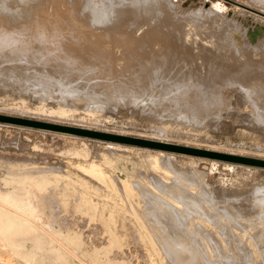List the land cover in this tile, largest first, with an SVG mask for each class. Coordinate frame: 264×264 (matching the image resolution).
Masks as SVG:
<instances>
[{
    "label": "rangeland",
    "instance_id": "obj_1",
    "mask_svg": "<svg viewBox=\"0 0 264 264\" xmlns=\"http://www.w3.org/2000/svg\"><path fill=\"white\" fill-rule=\"evenodd\" d=\"M122 1L121 0H77V4L81 3L83 5L84 3L86 4V2H89L90 4L87 3L86 5L83 6H81L80 4L81 7L79 6L78 11L82 10L83 7L84 13H80L79 15L80 12L79 11L76 12L75 14L78 15L77 18L81 17L82 15L81 18L85 19L83 14L85 15V11L88 10L87 7L90 6L89 10L87 11L89 13L86 12L87 17L92 16L93 18L96 15L98 17L99 15L104 14V12L106 11V9L102 10L104 6V8H107L108 14L110 16L107 15L106 13L107 11L105 12V15L110 21H107L108 19H106L107 22H105L102 25L99 24V26H101L102 28L108 27L112 30L114 29L113 33H115V31L118 29V28L115 29L116 27H120L119 29L122 30L125 29L124 31L118 29L117 32L119 31L118 33H120L121 37L123 38L124 36L126 37V35L128 34H129L128 35L129 38L131 37L130 35H132L133 39L131 38V40L128 41L131 42L135 40L133 41V43H137L133 46L134 51H136L137 49L142 51L141 47L144 46L143 52L146 53L145 54L146 56L144 55L146 59L144 57H141L142 55L140 56L142 60L145 59L144 61H146L143 63L148 65L147 59L154 60V56H152V53L158 51L159 53L157 52V54H159L160 57L156 53L154 54L156 55L155 57H157L156 59L159 58L158 62L160 60L161 64L163 63L162 64L163 66L159 65L160 63L158 64L156 59L154 61H156V63L160 66L161 69H158L156 67L158 65L155 63L154 65L153 64L151 65L152 68L151 66H149L147 67V70L141 69L139 74L140 76L144 75L145 77L146 76L148 77V75L152 76V74L154 73L156 76L157 73V76L161 78L159 79L160 81H158V85H160L159 83L164 80L163 76L165 77L167 73L168 74L174 73L172 69L175 71V69L177 68L184 69L186 67V69L194 70L196 67L198 71L196 69L195 71L205 73L206 72L205 69L207 68L203 66L205 64V61L207 63L209 60L211 61H209L207 64H209L210 62L216 64V66L211 64L214 66V67L212 66L213 69L211 66L207 65V67L209 68L211 67L209 71L210 74L214 73L213 70H215L216 67L218 69L222 65L225 66H222L220 69H224L227 71L232 70V68L234 67L236 69H245L247 68L248 59L250 56L252 58H255L256 57L255 55L260 51H261L260 53H264L263 50L264 49V42H263L264 16L248 14L236 10L234 5L228 0H187L188 5L182 4L183 2H185V0L183 1L180 0V2L178 0H173L175 4L173 3L172 6L168 5L166 0L165 1L161 0L163 3L161 2L159 6L157 4H149L148 2L145 1L143 5L140 3V2L143 3L142 0L141 1L127 0V2L126 0H124L123 2ZM129 1H130V5H129ZM134 1L137 2V6L136 4L134 5V3H131ZM235 1H240L264 13V0H235ZM33 2L37 3L38 1L34 0L32 1V3ZM164 2H166L167 4ZM36 3L32 4L33 7L30 8L28 7V5H25L24 3H21L18 0L15 1L9 0L7 3H5V5H7L8 7L7 9H11L10 11H17L18 13L21 9H24L28 12L23 13L24 16L19 12L21 19L25 18V22H22L20 18L19 20H14V17H10L11 14L9 12L0 13L2 26L10 27L11 25L16 28L17 25L19 24L25 26L26 20H29L30 17L32 18L33 16H35V14L39 15L42 11L41 5H39L40 7H37L38 4L37 6H35ZM92 3L93 4L95 3L94 5L99 4L100 7L93 5L94 6L93 8V6H91ZM147 3L149 5H147ZM65 4H67L68 7L69 4L72 5L71 2L69 3L68 1H66ZM140 5H142V7ZM152 5L154 6L157 5V7L154 8V6ZM166 5L167 7H165ZM112 6H113V10H111ZM145 6H148L147 7L148 10L150 11L152 10V12H149L145 8ZM216 6H218L219 14L217 12H212L214 9H215L214 11H216ZM35 7L37 8L35 9ZM96 7H99L100 11L102 10V13L99 12L98 10V14L96 13V15L94 16L93 13H95V11L99 9ZM151 7L156 12L153 9H150ZM168 7L170 9H168ZM90 8H92L93 11L95 10V8L96 10L92 13L91 12L92 9L90 10ZM114 8L117 10H115ZM166 8L169 10V13ZM206 8L207 10L211 9V11H205ZM120 9L122 12L121 11L119 12ZM193 9L195 11H193ZM198 9H200V11H197ZM32 10L33 11L39 10L40 13H38V11H35V13H33ZM140 11L142 13H139ZM112 12L113 14L111 15ZM117 12L118 14H116ZM144 12L145 15H147L146 13L149 12L148 15L151 18L147 15V17L150 19L149 20L147 18L148 21H153L154 17L155 19H157L153 21V23L154 22L156 23L157 21L158 24L157 27L155 23L153 27L152 23L150 25L149 24L150 22H148L146 19L144 20V18H146ZM153 12L156 16L153 14ZM162 12L163 14L165 13L164 16H162L163 15L161 14ZM119 13L121 15L117 16L119 15ZM157 13H159L158 18L160 21L157 18ZM27 14L28 16L30 15L29 18L28 16L25 17ZM140 14L141 16H139ZM150 14L154 16L152 17ZM105 15H103L104 18ZM212 15L215 16L210 18V16ZM16 16L18 17V15ZM126 16L129 17L127 18ZM135 16L136 18H133ZM100 17L102 18V21L101 18L100 20H97V18L95 19L98 22H103L105 19L102 17V15ZM110 17L115 19L116 22L121 23L122 26L128 25V28L127 27L121 28L122 26L121 25L118 26L119 23H116ZM115 17L116 18L125 17L126 19L124 20V18H122L124 20L123 21L121 18H119V20L121 19V21H119ZM92 18H90L89 20L85 19L86 21L85 20L83 21L89 23L90 21H93L94 18L93 19ZM129 18L131 21L129 20ZM167 18H169V20L171 19L170 20L171 23L170 21H168ZM134 19H137L136 21L139 22H135ZM161 19L163 20L162 21L163 23L161 22ZM176 20L177 23L175 22ZM126 22L132 23L131 26H129L130 24L129 23L127 24ZM135 23L137 24L135 25ZM168 23H170L171 25ZM172 23H174L173 27H177V26L178 27L173 28ZM147 24H149V26ZM165 24L170 25V27L169 26L165 27ZM146 25L150 29L147 28ZM133 26H135V28L137 29L135 28L133 29ZM150 26H152V28ZM162 26L165 27L166 29L165 28L162 29ZM179 27H181L183 31H180L181 29ZM126 28L128 30L130 28L133 31L131 30L127 31ZM148 30L150 31L147 32ZM160 30L162 31L164 30V32ZM167 30H169V32L172 30L171 31L172 34L169 33ZM177 31L180 33H178ZM189 31H191V33L194 32L193 34H196L197 36L199 35L197 37V39L199 40L193 39L190 40L191 42L190 41L187 42L189 44H192V50H194L193 54H195L196 57L194 55L193 57L188 56L189 52L185 51L186 53L185 52L182 53L186 55L184 56L182 54L183 56L181 57L186 59V61L183 58L181 59L182 60L181 61L180 60L181 58L180 55L182 50L181 46L187 44L185 38L183 39V37L184 36L186 37V34ZM121 32H123V35ZM175 32L179 36L180 35L181 36L179 37L178 35H176ZM7 33H9V31L7 32L2 31V35ZM134 33L135 35H133ZM146 33H150V34H146ZM153 33L157 34L158 37H155V34ZM163 33H165L164 34L165 38L162 37ZM120 34L117 36H120ZM145 34L146 36H144ZM142 35L144 36L143 39H142ZM172 35L174 37H172ZM182 35L184 36L182 37ZM112 37L113 36H111V38ZM145 38L149 39V41L146 40ZM168 38L169 39L174 38L173 40L174 43H172L173 41L169 40ZM180 38L182 41L180 40ZM160 39L162 40V43H160L161 42ZM137 40L138 41L140 40L139 42L141 44ZM143 40L144 42L146 41L147 44L146 47H145L146 44H143L142 42ZM178 40H180V42ZM258 40H260L262 43L259 42ZM175 41H177L176 42L177 44L175 43ZM255 41H258L256 44L259 46L258 48H253L256 43ZM163 42L167 44L163 45L164 44ZM181 42L183 45L181 44ZM169 43L173 45L172 46L168 45ZM203 43L206 46L208 45L207 50H204L203 48L204 46L202 47L201 44ZM138 44L139 46L137 47ZM15 45H19V44L15 41H13V43H10V46H15ZM27 45H32V44L28 43ZM160 45H162L163 47L162 46H161L162 48L159 47ZM174 45L175 46L177 45L176 51L174 49L175 48ZM153 46L154 48L151 49V47ZM179 46L181 49L179 48ZM209 46L211 48H209ZM172 47L174 48L172 49ZM156 48H158V50ZM177 48L179 49L180 52L177 50ZM159 49L160 50L163 49V50L160 51ZM200 49L201 51H199ZM119 50L120 49H118L116 53H119ZM164 50H168L169 52L167 53L169 54L165 53ZM173 50L175 53H177L175 54V56H177L178 53L180 54L177 56L179 57L178 60L180 61H178L177 58H175L174 54L172 55L173 52L171 53V51ZM250 50L252 51L249 54ZM147 51L151 52V54ZM161 52H163L165 55ZM207 52L209 54H207ZM252 52H254L255 55H253ZM147 53L149 54L147 55ZM213 53H214V57L212 55ZM162 54L164 55V57L167 56L165 57L166 60L163 59L164 57ZM169 55L171 56V58ZM208 55L212 56V59H210L211 57H209ZM172 57H174L176 60L173 59V61L171 62L170 59H172ZM207 57H209V59ZM64 59H68L69 61H71L73 60V57L67 56ZM92 59H96V58L89 57V60ZM9 60L10 62H12L13 59L12 60L8 58L4 59V57L0 56V62L2 61L0 63V189L3 191H12V194L15 195V198L20 201L27 200V198H31V199L36 198V201L34 202L36 208L35 213L37 214L39 211L38 214L43 215L46 213L47 215L44 216L45 218L42 217L43 219H39L41 222H43L44 225L47 226L53 225L57 230L61 229V231L64 234H69V232L72 229L70 233L77 232L81 236L83 235V237L87 239V241L90 237L91 239H89L88 242L84 240V244L79 243L73 245L78 249V254H79L78 258L77 257L74 258L73 254L61 249L59 255L57 253V248L53 244L52 245L54 247H52L51 244L50 245L41 244L40 240H47L49 242L50 238L43 234L42 235L37 234L39 232H35L36 234L35 233L33 234L34 236L33 239L32 238L27 239L26 237H17L15 238L13 244L8 243L7 237L0 236V256L2 257V258L0 257L1 260H4L6 258V261H11L10 262L11 264H15V263L16 264H24V263L25 264H172V261H170V257L168 258V255L163 250H161V248H159L160 247L159 241L158 242L156 241L157 235L154 236L155 237L154 240L153 237L154 231H152V229H150L146 225H145L146 227L143 228L139 226L140 222H143V220H147L142 212L147 211L149 209L148 207H150V205L148 204L149 200H147L148 195L145 194L143 189L145 188V189L156 190L155 185L158 184V183L156 184L157 181H160L164 184H170L169 186L172 187L176 185L173 184L174 180L177 179L180 181L181 180L180 178L184 179L185 177L186 179H184L183 182L180 181L182 184L179 181L178 184L180 186L182 185V187L184 186L185 188L189 184L188 183L189 180H191L192 178L194 180L196 179V181H194L191 187L186 188L187 191H189L188 193L191 196H193L196 201H198V199L200 201H203L202 199H206L207 196L205 193L208 194L207 200L209 201V205L208 202H206L207 200L206 201L204 200L205 202L202 203L203 206H205V210H207L206 208L210 209L206 211V213H209L208 215L212 214L211 217L214 215V218L212 217L213 219H215V217L218 219L219 216L220 220L219 219L218 220L220 221V223L226 224V222H228L231 219L230 217H232V219H235V217L238 214L236 220L237 221L239 220L241 222L240 224H243L238 226L239 229H236V227L233 228V231H230V233L232 234L227 236L228 238L225 236L227 238V241L225 242L224 240H226V238L221 237L220 236L221 234L219 235V233L215 231V228L221 226V224H216L218 222L210 223L198 217H197L198 219L195 218L196 222H201L202 225L199 224L196 227L194 226L192 227L190 225L191 232L192 231L194 233L196 232L195 234L192 232L193 235L192 238L197 239V237H199L198 239H201L202 241L204 240L205 242H209L208 244H210L207 246L204 244L205 242L203 243L202 241H200L201 244L198 242L200 246L204 244L202 249H200V252L202 254L205 252L204 253L205 255L203 254L204 256L203 259L207 262L205 263L208 264L209 262V264L210 263L219 264L221 259L218 257H220L219 252L220 249L222 248L221 252L223 250L224 251L221 253L222 254L221 257H223V254L226 252L224 254L225 259L227 258L228 262L230 258L232 259L230 260L231 262H229L230 264H239V262L240 264H261V263L264 264L262 262L264 257H261V253H260L264 251V248L259 247L257 245L259 244L258 242L259 235L255 234L256 230L253 229L254 225L256 224L264 227V224L262 225L260 223L261 221L264 220L263 216L262 217L260 216V219H258L259 218L258 215L263 213V211H261V208H258L264 205V202L261 199L263 195L261 193L259 194L260 196L256 195L258 194L256 190L264 189V115H263L264 113L262 114L263 116L262 115L260 116L257 113H255L254 109L249 105L250 103H247L245 101V97H243L242 89L238 88L236 85L233 84L229 85V87L227 85L225 92L223 91L224 93L222 94V100L225 101L224 106H219V107L217 106V108L215 106H211V107L209 106L211 108L209 109V107L199 106L197 102L196 104L195 102L193 103L192 100H187L185 102L184 100L181 101L180 99L175 100L172 98L173 99L172 100L169 98H164L163 94L161 95L160 91L157 92L153 90L154 88H150L151 85L145 88L144 84H137L136 86L137 88L136 87L133 88V86L129 85L128 83L132 84L134 79L128 78L126 82L123 83L122 81L121 82L117 81L119 79L117 78L118 74H110L109 77L106 76L104 78L101 77L98 80L101 81L102 82L101 83V82L93 81L92 77H89V75L86 74L84 75L80 74L74 76L72 75L70 76L71 78L68 76L65 77V75H62L63 74L62 72L60 71L55 72L54 69L57 68L64 69L63 67H60L61 65H58L60 68L56 67L57 62H54L55 64L53 63V61L52 63L41 62L40 59H39L40 61H38V58H36L37 61L34 59H32L31 61L30 58L29 59L30 61L27 62L25 65L24 63L18 64L17 61L14 60H13L14 63L13 62L10 63ZM110 60L114 62V59L110 58ZM3 61L8 62V64L3 63ZM35 61L36 63L37 62L42 63L41 65L43 66L41 65L38 66L40 63L36 64ZM44 61H51V60L45 59ZM175 61H178L179 63L182 62V65L177 64V62ZM224 62L226 64L229 63V66L231 65L232 68L230 69V67L224 64ZM45 63L48 65L46 66ZM171 63L173 64L176 63L175 64L176 66L177 65L180 66L176 67L173 64L171 65ZM52 64H54L53 65L54 67H52ZM198 64L200 66V69H198ZM3 65L9 68L8 69L4 68ZM28 65L30 66V68ZM24 66L25 67L28 66L27 67L28 71L23 70L26 69ZM161 66L165 69H163ZM18 67L19 69H17ZM96 67L98 69H112L108 65L96 66ZM153 67H155L156 70L157 69L160 71L162 69L163 70L161 72L158 70L156 71ZM202 67L204 68V70L202 69ZM34 68L39 72V74L38 72L35 71ZM149 68L151 69V71H149ZM152 70L155 72H153ZM146 71H148L149 73L147 74ZM164 71L166 74L164 73ZM158 72H160L159 73L160 75H158ZM45 74H49V75H45ZM212 75H214L215 77L214 79L212 78L214 80L212 82L213 85H215V83L217 82L216 84L217 86H219V84L221 83L220 81H222L220 75H218L219 76L218 78H220V80L218 79L220 82L219 84L216 79L217 76H215V73ZM212 75L211 77H213ZM111 79L113 80L111 81ZM91 81H93L92 83L95 82L97 84L96 85L92 84ZM113 81L114 82L116 81L118 84L119 83L120 84L118 85L116 82L114 83ZM111 82L112 84L114 83L113 86L115 87H113L110 84ZM101 84L103 85L101 86ZM106 85L109 86V89L108 86ZM120 88L123 90H121ZM127 89L129 90V92L128 91L125 92ZM155 89L158 90L156 87ZM148 94L154 97L151 96L152 97L151 98L150 95ZM189 101H192V103ZM243 102L245 104H243ZM199 107L202 108L199 109ZM148 154L149 155L154 154L155 156L158 155L159 159H161L162 162H164L165 164H170V167H172V170L176 171V173L168 172V174H170L168 175L166 174L167 172L165 173L164 170L162 169L157 170L152 168L150 165H147L144 161H146L147 156H149ZM93 161L101 165V167L111 177L115 191H111V190L108 191V186H106V184L97 181L92 177L83 175V173L77 170L76 167L74 166V164L77 163L88 164L89 162L91 163ZM56 174L59 175L58 179L53 178L55 177ZM73 174H75V177ZM68 175L73 176L76 179L84 178L85 180L90 181V183L93 186L98 187L99 195L97 197L99 199H105L109 208L110 205L116 204L114 207V211L117 218H119L117 219L118 223L120 224V222L122 221L121 223L125 225L127 224L126 226L124 225V228L128 230V232L132 231L129 232V234L134 235V233H136L137 235L140 234L146 238H148L147 234H149L150 241L152 243L157 242V244L153 243L156 251L158 252L157 256H154L155 257L154 262H148L149 260L147 254L149 252L148 247L150 246V244L144 243L141 240H137L138 242H133L131 245H129L130 249L128 245L119 248L118 258L117 255H114L113 253H111L110 255L111 257L106 255L107 238H105L106 237L105 235L107 233H103V229L100 226V220L98 219L97 222L96 220H90L89 215L87 216V214H83L81 211L76 212L72 210L71 205L69 206V210H68V208L62 205L61 200L63 198L57 194H52V193L45 194V196L47 195L49 196V197L47 196V201L48 200L50 201L47 203L48 207L45 208V203L41 200L42 193L40 194L38 191H36L38 189H36L35 186H33L32 182L36 180V177L37 179H39V177L40 178L42 177L43 179L45 178L46 180L50 178L52 184H58L60 181L67 179ZM156 179L159 180L156 181ZM5 181L8 182L10 181V182L9 184H3ZM149 182H151L152 184ZM124 185L129 187V191L124 190ZM27 190L28 193L24 192ZM13 191H15V193L17 191L16 193L17 195L13 193ZM110 191L112 193H109ZM137 191L142 194L138 193ZM203 192H205L204 195L202 194ZM202 195L203 196L206 195V196L203 198ZM145 196H147V198ZM209 196H211L212 198H210ZM208 198L212 199L213 201H210V199ZM258 198L261 199L260 202H258L259 201ZM210 202L211 204L213 202L212 206H210L211 205ZM257 203L259 204L262 203V204H260L259 206V204L257 205ZM254 204L257 206H255ZM175 205L179 208L182 209L184 208L183 205H180L178 203ZM43 208L45 209L43 210ZM132 208L135 209L133 210ZM39 209H41V211ZM135 210L137 214L139 213L138 214L139 216L141 214L140 218H144V219L142 220L138 219L139 221L134 220L132 212L135 213ZM184 211H185L184 212L185 215H187V210ZM224 212L225 213L227 212L226 213L227 216L225 215ZM188 214H193V213H191L188 210ZM222 214H224V216ZM233 214L236 215L234 216ZM221 215L223 216V219ZM78 217L81 219H79ZM224 217L226 219H224ZM170 218L172 217H168L167 218L168 220L166 218H161V220L162 221L165 220V222H169L170 220L171 221L173 220V218L172 219ZM245 224H247V226H244ZM65 225L68 227H66ZM69 227L71 228L69 229ZM124 228L122 229L120 228V229L123 231ZM178 230H180V234H178L179 233L177 232ZM178 230L175 229V231L172 232H177L176 233L177 235L183 234L187 237H191V234L188 235V233L191 232L189 231L186 232V230L184 229H178ZM83 231L85 233H83ZM172 232L171 234H173ZM202 233L203 236L206 235L207 237L204 238L202 236ZM209 234H211V236ZM94 235L95 236L97 235L98 239H100L98 243H96L97 241L95 242L97 236L94 237ZM254 235H257L256 236L257 238ZM99 236H104V237H99ZM212 237L213 240H215V242L212 241ZM126 239L132 240V237L129 236ZM216 244L217 245L219 244V246H216ZM255 244L257 246H255ZM94 245H96V247ZM243 245H244V249L242 248ZM38 246L40 247L38 248ZM95 249L100 253L99 254V256H101L100 258H97L95 256L96 254L94 253L96 251ZM243 250L244 252L246 251L245 254L249 251V254H247L248 257L245 255H240L241 254L240 252L243 253ZM81 251L83 252L85 251V252L83 253ZM227 253H228V257H227ZM202 254H200L199 256H201ZM262 254L264 255V252H262ZM215 255L216 256L219 255V256H217L216 258ZM233 255L235 256V258ZM240 258H242V260L244 261H242Z\"/></svg>",
    "mask_w": 264,
    "mask_h": 264
},
{
    "label": "bare ground",
    "instance_id": "obj_2",
    "mask_svg": "<svg viewBox=\"0 0 264 264\" xmlns=\"http://www.w3.org/2000/svg\"><path fill=\"white\" fill-rule=\"evenodd\" d=\"M9 0H0V13H5V12H9L11 14L10 17H14V20H20L22 22H25V18H22L21 19V16L19 15L20 13L23 15V13H27L28 11L24 10V9H21L18 13L17 11H10L11 9H7V5H5V3H7ZM15 1V0H14ZM20 1L21 3H24L25 5H28V7H33L32 4H35L34 2L32 3V1L34 0H18ZM36 1V0H35ZM38 2L36 3L35 6H38L37 7H40L39 5H41L42 7V11L40 13V9L39 10H32L33 13H35V11H38V13H40L39 15H36L33 16L32 18L30 17L29 20H26V24L25 26H22L21 24L17 25V28L16 27H13L10 25V27H6V26H2V21L0 19V56L4 57L5 58H8V59H13L14 61H17V63H24L26 65L27 62H29L30 58H31V61L32 59L36 60V58H38V61L41 60V62H51L53 61L54 62H57V66L56 67H59L58 65H61L60 67H63L64 69H54L55 72L56 71H60L62 72L63 74L62 75H65L70 77V76H74V75H80V74H86V75H89V77H92V80L93 81H97V82H101V81H98L101 77H106L110 74H118L117 78H119L117 81H122L123 83L126 82V80L128 78L130 79H134V81L132 82V84L128 83L129 85L136 87L137 84H144L145 85V88L146 87H149V85H151L150 88H154L153 90L157 91V92H161V95L163 94L164 98H169V99H175V100H178L180 99L181 101H187V100H192L193 103L196 102L199 104V106H202V107H211V106H215L217 108V106H224V103L225 101L222 100V94L225 92V89L228 85H236L238 88L242 89V93H243V97H245V101L247 103H250L249 105L254 109L255 113H257L258 115H262L264 113V53H257L255 55L254 52L253 55H255L256 57L255 58H251L249 57L248 59V64H247V68L245 69H235L231 67V65L229 66V63L226 64L224 62V64L228 65L230 67V69L232 68V70H224V69H220L222 66H225V65H222L220 66L218 69L216 67L215 70H213V72L215 73V76L217 81H218V84L219 86H217V82L215 83V85H213V79L215 78L214 73L210 74V68L216 64H213V63H209L207 64L209 61V57H211L210 59H212V56L208 55L209 57H207V63L205 61V64L203 67L207 68L205 69V73H201V72H197V68L195 67V69L197 71L192 70V69H186V67L184 69H175V71L172 69V71L174 72L173 74H166L165 71L164 73L166 74L165 77L163 76L164 80L161 81L158 85V81H160L159 79H161L160 77L157 76V73H156V76H155V73L152 74V76L148 75V77L146 76H140V71L141 69H146L147 70V67L151 66L152 64L154 65L156 63V61H154L157 57H155L156 55L154 53L157 54L158 51H156V49L158 50V48L155 49L156 52L152 53V56H154V60L152 59H147L148 61V65L143 63V62H146L144 61L146 59V53L143 52V47L142 48V51H140L139 49H137L136 51H134V48L133 46L137 43H133V41H128V40H131L132 38V35H130L131 37L129 38V34L126 35V37L124 36L121 37V34L117 32V30L120 28V27H116L115 29H117L115 31V33H113L114 29H110V28H102L101 26H99V24H104L105 22L107 21H110L106 15H105V12L107 11V8H102V10L106 9V11L104 12V14H101L102 17L103 15H105V20L103 22H98L97 20H100V16L99 15L97 17L96 13L98 14V10L99 12L102 13V10L100 11V6L99 4L98 5H94L92 3L91 6H99V7H96V8H99L95 11V13H93V9L90 8V10L92 9V13L94 14L95 17L92 18V16L90 17H87V12L89 10V7L87 6H84V7H87L88 10L85 11V15L83 14V16L85 17V19H90L92 18L93 21H88L89 23H86L85 19L84 18H81V17H78V15H76L75 13L76 12H79V15L80 13H84V10H83V7H82V10H79L78 11V8L80 6V4H77V0H37ZM66 1H68L69 3L71 2V4L73 5H70L69 4V7L66 3ZM122 1V0H121ZM124 1V0H123ZM122 1V2H123ZM138 1V0H137ZM141 1V0H139ZM142 2H140L141 4L144 5V1L145 2H148L149 4H157L159 6V4L163 1L161 0H142ZM165 1V0H164ZM168 5H171L174 3L173 0H166ZM180 2V0H178ZM183 1V0H182ZM230 1L236 10H239V11H242L244 13H248V14H253V15H262L264 16V13L247 5V4H244L240 1H235V0H228ZM81 2V1H80ZM84 2V1H83ZM82 2V3H83ZM90 2V1H89ZM89 2H86V4H90ZM93 2V1H92ZM111 2V1H110ZM117 2V1H116ZM127 2V0H126ZM131 3H134V5L136 4L137 6V2L134 1V2H131ZM147 3V5H149ZM163 3V2H162ZM166 3V2H164ZM166 3V4H167ZM85 3L83 5H86ZM115 4V3H114ZM122 4V3H121ZM126 4V3H125ZM175 4V3H174ZM183 5H188V1L185 0V2L182 3ZM193 4V3H192ZM81 4V6H83ZM129 5H130V1H129ZM132 5V4H131ZM133 5V6H134ZM157 5H152L154 6V8L157 7ZM162 5V4H161ZM80 6V7H81ZM93 6V8H94ZM114 6V5H113ZM113 6H112V9L113 10ZM120 6V5H119ZM142 7V5H140ZM151 6V5H150ZM190 6H193V5H190ZM35 7V9L37 8ZM115 7V6H114ZM132 7V6H131ZM148 6H145V8L148 10L147 8ZM167 7V5L165 6ZM164 7V8H165ZM206 7V6H205ZM204 7V8H205ZM214 7V6H213ZM118 8V7H116ZM129 8V7H128ZM161 8V7H160ZM162 8V9H164ZM86 9V8H85ZM115 9V8H114ZM124 9V8H123ZM150 9H153L152 7ZM159 9V7H158ZM167 9V8H166ZM168 9H170L168 7ZM167 9V10H168ZM196 9V8H194ZM193 9V11H195ZM70 10V11H69ZM77 10V11H76ZM117 10V9H115ZM126 10V9H125ZM133 10V8H132ZM131 10V11H132ZM144 10V9H143ZM154 10V9H153ZM215 10V9H214ZM212 11V12H217L219 14V10H218V6H216V11ZM83 11V12H82ZM121 11V9L119 10V12ZM136 11V10H134ZM139 11V10H138ZM137 11V12H138ZM149 12H152V10H148ZM155 11V10H154ZM161 11V10H160ZM159 11V12H160ZM165 11V10H164ZM188 11V10H187ZM197 11H200V9H198ZM205 11H211L210 10H206ZM72 12V13H71ZM87 12V13H86ZM90 12V13H91ZM114 12V11H113ZM113 12L111 13V15L113 14ZM122 12V11H121ZM130 12V11H129ZM146 12V11H145ZM145 12H144V15H145ZM149 12H147L146 14L148 15ZM156 12V11H155ZM37 13V12H36ZM107 15L108 14V11L106 12ZM110 13V12H109ZM127 13V11H126ZM136 13V12H135ZM139 13H142L141 11ZM168 13H169V10H168ZM171 13V12H170ZM197 13V12H196ZM206 13V12H205ZM30 14V13H29ZM75 14V15H74ZM92 14V15H93ZM118 14V12L116 13ZM138 14V13H137ZM152 14V13H151ZM150 14V15H151ZM154 14V12H153ZM158 14L157 13V18H158ZM163 14V12L161 13ZM165 14V13H164ZM164 14L162 16H164ZM167 14V13H166ZM194 14V13H193ZM212 14V13H211ZM210 14V15H211ZM18 15V17L16 16ZM115 15V14H114ZM121 14L119 13V15L117 16H120ZM143 15V16H144ZM147 15L146 18H144V20L146 19L147 20ZM155 15V14H154ZM153 15V16H154ZM208 15V14H207ZM216 15V14H215ZM215 15H212L210 16L213 17ZM16 16V17H15ZM20 16V17H19ZM24 16V15H23ZM28 14L25 16L27 17ZM30 16V15H29ZM28 16V18H29ZM110 16V15H109ZM116 16V15H115ZM124 16V15H123ZM141 16V14L139 15ZM149 16V15H148ZM152 16V15H151ZM152 16V17H153ZM156 16V15H155ZM217 16V15H216ZM87 17V18H86ZM127 17V16H126ZM129 17V16H128ZM127 17V18H128ZM138 17V15H137ZM150 17V16H149ZM175 17V16H174ZM27 18V19H28ZM80 18H81V22L80 21ZM97 18V20L95 19ZM99 18V19H98ZM111 18V17H110ZM116 18V17H115ZM121 18V17H119ZM119 18H116L119 20ZM124 18V20L126 19L125 17H122ZM121 18V19H122ZM133 18H136L133 17ZM151 18V17H150ZM172 18V17H171ZM208 18V17H207ZM209 18V19H210ZM91 19V20H92ZM106 19H108L106 21ZM113 19V18H111ZM121 19L119 21H121ZM132 19V18H131ZM140 19V17H139ZM142 19V18H141ZM149 19V18H148ZM165 19V17H164ZM168 21L169 18H167ZM176 19V18H175ZM178 19V18H177ZM180 19V18H179ZM115 21V19H113ZM123 20V19H122ZM123 20V21H124ZM130 20V18H129ZM137 19H134L135 22H139V21H136ZM143 20V21H144ZM150 20V19H149ZM152 20V19H151ZM154 20H157L155 19L154 17ZM153 20V21H154ZM159 20V18H158ZM183 20V19H182ZM221 20V18H220ZM101 21H102V18H101ZM112 21V20H111ZM122 21V22H123ZM127 21V20H126ZM131 21V20H130ZM141 21V20H140ZM148 21V20H147ZM153 21H148L150 22L149 24L151 25V23L153 24V27H154V23ZM160 21V20H159ZM158 21V23H159ZM163 20L161 19V22ZM185 21V20H184ZM94 24H93V23ZM116 22V21H115ZM114 22V23H115ZM142 22V21H141ZM145 22V21H144ZM147 22V23H148ZM160 22V23H161ZM172 22H173V19H172ZM177 23V20L175 21ZM179 22V21H178ZM181 22V21H180ZM191 22V21H190ZM116 23H119V22H116ZM124 23V22H123ZM127 23V22H126ZM131 26V24L133 23H130L128 22ZM127 23V24H128ZM146 23V22H145ZM163 23V22H162ZM165 23V22H164ZM167 23V22H166ZM171 23V21H170ZM168 23V24H170ZM185 23V22H184ZM187 23V22H186ZM226 23V22H225ZM107 24V23H106ZM113 24V23H111ZM137 23H135L136 25ZM149 24H147L149 26ZM156 27H157V21H156ZM116 25V24H114ZM121 23L118 24V26H120ZM134 25V24H133ZM146 25V27H147ZM162 25V24H160ZM171 25V24H170ZM170 25H167L165 24V27L169 26ZM174 23H172V27H173ZM177 25V24H176ZM175 25V26H176ZM179 25V24H178ZM187 25V24H186ZM107 26V25H105ZM122 26V25H121ZM183 26V24H182ZM225 26V24H224ZM22 27V28H21ZM123 27H127L128 28V25L127 26H122L121 28ZM138 27V25H137ZM143 27V26H142ZM152 28V26H150ZM155 27V28H156ZM161 27V26H160ZM162 26V29L165 28ZM178 27V26H177ZM177 27H173V28H177ZM187 27V26H186ZM190 27V26H189ZM101 28V29H100ZM126 28L127 31L131 30L129 28V30ZM132 28V27H131ZM135 28V26H133V29ZM149 28V27H147ZM153 28V29H155ZM171 28V29H173ZM181 29V27H179ZM225 28V27H223ZM229 28V27H227ZM137 29V28H135ZM139 29V28H138ZM150 29V28H149ZM152 29V30H153ZM158 29H161V28H158ZM166 29V28H165ZM169 29V28H168ZM119 30H122V29H119ZM125 30V29H124ZM122 30V31H124ZM170 30V29H169ZM169 30H167L169 32ZM190 30V29H189ZM2 31H9V33L7 34H3L2 35ZM133 31V30H131ZM130 31V32H131ZM145 31V30H144ZM150 30H148L147 32H149ZM157 31V30H156ZM162 31V30H160ZM159 31V32H160ZM172 31V30H171ZM171 31L169 33H171ZM176 31V30H175ZM179 31V29H178ZM177 31V32H178ZM180 31H183L182 29ZM188 31V30H186ZM185 31V32H186ZM193 31V30H191ZM191 31H189L187 34H186V37L184 35H182L183 39L185 38V41L186 43L189 42L190 40H193V39H197V36L196 34H193L191 33ZM225 31V30H224ZM227 31V30H226ZM259 31V30H257ZM126 32V31H125ZM146 32V31H145ZM164 32V30L162 31ZM113 33V34H112ZM122 35H123V32H121ZM151 33V32H150ZM150 33H146V34H150ZM156 33V32H155ZM153 33V34H155ZM158 33V32H157ZM161 33V32H160ZM166 33V32H165ZM162 35V37H164V34ZM176 33V32H175ZM174 33V34H175ZM180 33V32H178ZM120 36H117L119 35ZM146 34L144 36H146ZM172 34V33H171ZM173 34V35H174ZM125 35V34H124ZM135 35V33L133 34ZM172 35V37H174ZM176 35H178L176 33ZM111 36H113L111 38ZM142 35V39L144 37ZM154 36V35H153ZM167 36V35H166ZM170 36V35H169ZM168 36V37H169ZM179 36V35H178ZM181 36V35H180ZM179 36V37H180ZM155 37H158L157 34H155ZM171 37V38H172ZM181 37V38H182ZM134 38H137V37H134ZM139 38V37H138ZM149 38V37H147ZM161 38V37H160ZM165 38V37H164ZM177 38V37H176ZM180 38V40H181ZM133 39V38H132ZM146 39V38H145ZM162 39V38H161ZM160 39V40H161ZM169 39V38H168ZM17 42L19 45H15V46H10V43H13V41ZM149 41V39H146ZM154 40V39H153ZM152 40V41H153ZM157 40V39H156ZM155 40V41H156ZM163 40V39H162ZM162 40L160 43H162ZM166 40V39H165ZM164 40V42H165ZM169 40H174L173 39H169ZM176 40V39H175ZM180 40H178L180 42ZM199 40V39H197ZM138 41V40H137ZM140 41V40H139ZM138 41V42H139ZM151 41V40H150ZM170 41V42H172ZM182 41V40H181ZM184 41V42H185ZM206 41V40H205ZM259 42H261L260 40H258ZM258 41H255V46L253 48H258L259 46L256 45ZM143 44H146V41L144 42V40L142 41ZM158 42V41H157ZM156 42V44H157ZM163 42V43H164ZM169 42V41H167ZM177 41H175L176 43ZM178 42V43H179ZM183 42V43H184ZM191 42V41H190ZM194 42V41H192ZM264 42V41H263ZM28 43L32 44V45H27ZM140 43V42H139ZM153 43V42H152ZM155 43V42H154ZM159 43V42H158ZM174 43V41L172 42ZM262 43V42H261ZM141 44V43H140ZM167 43H164L163 45H165ZM177 44V43H176ZM182 44V42H181ZM185 44V43H184ZM208 44V43H207ZM153 45V44H151ZM159 45V44H158ZM168 45H171L170 43ZM173 45V44H172ZM171 45V46H172ZM183 45V44H182ZM202 47L204 48V50H207V46L203 43L201 44ZM260 45V43H259ZM139 46V44L137 45V47ZM141 46V45H140ZM147 46V44L145 45V47ZM150 46V44H149ZM162 45H160L159 47H161ZM170 46V47H171ZM175 46V45H174ZM177 46V45H176ZM176 46L175 48L172 47V49L174 48L175 51H176ZM157 47V46H155ZM163 47V46H162ZM161 47V48H162ZM167 47V45H166ZM182 47V50H181V55L178 53V55L183 56L184 54L182 52H189L188 56H192L193 55L195 56V54H193L194 50H192V44H189L187 43L186 45L184 46H181ZM140 48V47H139ZM153 47H151V49H153ZM160 48V49H161ZM180 48V46H179ZM209 48H211L209 46ZM261 48V47H260ZM259 48V49H260ZM119 50V53H116L117 50ZM146 49V48H145ZM159 49V50H160ZM165 49V48H164ZM170 49V48H169ZM168 49V50H169ZM171 49V50H172ZM181 49V48H180ZM202 49V48H201ZM201 49L199 51H201ZM139 50V52H138ZM163 50V49H162ZM160 50V51H162ZM168 50H164L165 53L169 52ZM177 50L179 51V49L177 48ZM197 50V49H196ZM203 50V49H202ZM264 50V49H263ZM152 51V50H151ZM210 51V49H209ZM212 51V50H211ZM252 50H250L249 54L251 53ZM146 52V50H145ZM149 52V51H147ZM153 52V51H152ZM173 52V53H172ZM180 52V51H179ZM185 52V53H186ZM238 52V51H237ZM256 52V51H255ZM151 54V52H149ZM147 53V55L149 54ZM159 53V52H158ZM163 53V52H161ZM172 55L174 54H177L173 51H171ZM170 53V55H171ZM124 54V55H123ZM164 54V53H163ZM162 54V55H163ZM169 54V53H167ZM183 54V55H182ZM206 54V52H205ZM207 54H209L207 52ZM123 55V56H122ZM142 55V56H141ZM145 55V56H144ZM159 57L160 55L157 54ZM161 55V56H162ZM165 55V54H164ZM163 55V57H164ZM169 55V56H170ZM177 55V56H178ZM186 55V54H185ZM184 55V56H185ZM204 55V54H203ZM213 57H214V53L212 54ZM67 56H71L73 57V60L69 61L68 59H64L65 57ZM144 57L145 59L142 60L141 57ZM151 56V57H152ZM175 56V58H177V60L179 59V57ZM198 56V55H197ZM30 57V58H28ZM89 57H95L96 59H92V60H89ZM149 57V56H148ZM167 57V56H165ZM163 58L164 60H166V58ZM196 57V56H195ZM217 57V56H216ZM215 57V58H216ZM254 57V56H253ZM110 58L114 59V62L110 60ZM169 58V57H168ZM171 58V56H170ZM174 57H172V59H170V61L172 62L173 59H175ZM183 57L180 58V60L182 59ZM206 58V57H205ZM213 58V59H215ZM2 59V58H1ZM25 59V60H23ZM40 59V60H39ZM45 59H49L51 61H44ZM87 59V60H85ZM159 59V58H158ZM158 59L157 60V63L159 65H162L160 60L158 62ZM184 59V58H183ZM219 59V58H218ZM12 60V62L14 63V61ZM33 60V61H34ZM169 60V59H168ZM167 60V61H168ZM176 60V59H175ZM178 60V61H180ZM186 61V59H184ZM183 60V61H184ZM200 60V58H199ZM220 60V59H219ZM26 61V62H24ZM37 61V60H36ZM35 61V63H36ZM163 61V60H161ZM166 61V63H167ZM169 61V62H170ZM178 61H175L177 62V64H181L182 65V62H178ZM182 61V60H181ZM184 61V62H185ZM2 62V61H1ZM0 62V63H1ZM10 62V60H9ZM10 62V63H12ZM168 62V63H169ZM223 62V61H222ZM3 63H7L8 62H4ZM16 63V64H17ZM34 63V62H32ZM40 63V62H39ZM38 62L36 64H39ZM50 63V64H51ZM156 63V64H157ZM174 63V62H173ZM171 63V65L173 64ZM217 63V61H216ZM220 63V62H219ZM42 63H40L38 66H40ZM46 64V63H45ZM44 64V65H45ZM55 64V63H54ZM52 64V67H54ZM157 64V65H158ZM176 64V63H175ZM175 64H173L174 66H176ZM203 64V63H202ZM213 64V65H211ZM223 64V63H222ZM231 64V63H230ZM233 64V63H232ZM10 65V64H9ZM9 65H6V66H9ZM23 65V64H21ZM31 65V64H29ZM28 65V66H29ZM33 65V64H32ZM35 65V64H34ZM48 64H46L47 66ZM108 65L110 68L112 69H98L96 66H106ZM156 66L158 69H161L160 66ZM170 65V64H169ZM184 65V64H183ZM197 65V64H195ZM194 65V66H195ZM201 65V64H200ZM207 65L211 66L210 68L207 67ZM219 65V64H218ZM4 68H7L5 67V65H3ZM17 66H20V65H17ZM28 66H24L26 69H23V70H27V67ZM43 66V65H41ZM163 66V65H162ZM161 66V67H162ZM166 66V65H165ZM180 65H177L176 67H179ZM14 67V66H13ZM23 67V68H24ZM32 67V66H31ZM34 67V66H33ZM37 67V66H36ZM35 67V68H36ZM45 67V66H44ZM49 67V66H48ZM55 67V68H56ZM59 67V68H60ZM173 67V66H171ZM183 67V66H182ZM202 67V69L204 70V68ZM214 67V66H213ZM212 67V69H213ZM9 68V67H8ZM7 68V69H8ZM11 68V67H10ZM30 68V66H29ZM34 68V69H35ZM46 68V67H45ZM119 68H122V69H119ZM152 68V66H151ZM155 70L156 68L153 67ZM163 68V67H162ZM209 68V70H208ZM224 68V67H223ZM19 69V67L17 68ZM22 69V68H20ZM47 69V68H46ZM157 69V70H158ZM165 69V68H163ZM162 69V70H163ZM198 69H200V66L198 64ZM201 69V71H202ZM226 69V68H225ZM228 69V68H227ZM30 70V69H29ZM39 70V69H38ZM43 70V69H42ZM41 70V71H42ZM52 70V69H51ZM156 70V71H157ZM161 70V71H162ZM167 70V69H166ZM208 70V71H207ZM33 71V70H32ZM36 72H38L36 69H35ZM40 71V72H41ZM139 71V73H138ZM149 71H151V69L149 68ZM153 71V70H152ZM160 71V70H158ZM160 71V72H161ZM168 71V70H167ZM171 71V70H170ZM24 72V71H23ZM44 72V71H43ZM147 74L149 73L148 71H146ZM155 72V71H153ZM158 72V75H160ZM180 72V74H179ZM212 72V70H211ZM50 73V72H49ZM59 73V72H58ZM170 73V72H169ZM200 73V74H198ZM37 74V73H36ZM39 74V72H38ZM144 74V73H142ZM146 74V75H147ZM151 74V73H150ZM210 74V75H209ZM217 74V75H216ZM45 75H49V74H45ZM91 75V76H90ZM211 75L213 77H211ZM220 75V78L222 81L219 82L220 78H218ZM162 76V75H161ZM84 77V76H83ZM88 77V79H89ZM210 77V79H209ZM71 78V77H70ZM76 78V77H75ZM86 78V77H85ZM94 78V79H93ZM111 78V77H110ZM114 78V77H113ZM146 78V79H145ZM213 78V79H212ZM48 79V78H47ZM84 79V78H83ZM87 79V78H86ZM108 79V78H106ZM219 79V80H218ZM91 80V79H90ZM89 80V81H90ZM113 79H111L112 81ZM115 80V79H114ZM91 81V83L93 82ZM216 81V80H215ZM92 83V84H97V83ZM105 82V81H104ZM114 82V81H113ZM116 82V81H115ZM114 82V83H115ZM102 83V82H101ZM113 83V84H114ZM117 83V82H116ZM193 83V84H192ZM104 84V83H103ZM101 84V86L103 85ZM106 84V83H105ZM108 84V83H107ZM112 86V82L110 83ZM109 84V85H110ZM118 84V83H117ZM120 84V83H119ZM118 84V85H119ZM100 85V84H99ZM116 85V84H115ZM127 85V84H126ZM108 86V85H106ZM117 86V85H116ZM115 87V86H113ZM121 87V86H120ZM155 87L158 89L156 90ZM137 88V87H136ZM108 89H109V86H108ZM119 89V88H118ZM121 89V88H120ZM106 90V89H104ZM113 90V89H112ZM123 90V89H121ZM125 90V89H124ZM146 90V89H145ZM149 90V89H148ZM239 90V89H238ZM120 91V90H119ZM129 92V90L127 89L125 92ZM141 91V89H140ZM224 91V92H223ZM240 91V90H239ZM131 92V91H130ZM118 93H121V92H118ZM135 93V92H134ZM150 93V92H148ZM152 93V92H151ZM228 93V92H227ZM127 94V93H126ZM132 94V93H131ZM137 94V93H136ZM160 94V93H158ZM146 95V94H145ZM150 95V94H148ZM147 95V96H148ZM153 95H154V92H153ZM157 95V93H156ZM135 96V95H134ZM152 95H150L151 97ZM239 96V95H238ZM154 97V96H152ZM151 97V98H152ZM160 97V96H159ZM240 97V96H239ZM172 99V100H173ZM243 99V98H242ZM247 99V100H246ZM240 100V99H239ZM192 101H189L192 103ZM224 101V102H223ZM183 102V103H185ZM188 103V102H187ZM243 104H245L243 102ZM248 106V105H247ZM201 107V108H202ZM209 107V109H211ZM250 107V108H251ZM199 107V109H201ZM213 108V107H212ZM204 109V108H203ZM208 109V108H207ZM204 111V110H203ZM257 111V112H256ZM259 112V113H258ZM262 112V113H261ZM182 113V112H181ZM264 115V114H263ZM262 115V116H263ZM149 155V154H148ZM146 158V157H145ZM77 162V161H76ZM85 162V161H84ZM107 162V161H106ZM147 165H150L152 168L154 169H162L164 170V172L166 174L171 173V172H175L174 170H172V167H170V164H165L164 162H162L161 159H159L158 155L155 156L154 154L153 155H149L147 156L146 158V161H144ZM82 163V162H81ZM74 166L76 167L77 170L81 171L83 173V175H86V176H89V177H92L94 179H96L97 181H100L104 184H106V186H108V191L111 190V191H115V188L113 186V181L111 179V177L107 174V172L101 167V165L97 164L96 162H89L88 164H74ZM161 170V171H162ZM54 171V170H53ZM41 172V171H40ZM192 172V171H191ZM36 173V172H35ZM127 174V173H126ZM192 174V173H191ZM74 177H75V174H73ZM170 175V174H168ZM173 175V173H172ZM171 175V176H172ZM181 175V173H180ZM179 175V176H180ZM183 175V174H182ZM14 177V176H13ZM73 176H70L68 175L67 179H64L62 181H60L58 184H52V181L51 179L49 180H46L45 178L43 179L42 177L39 179H37L36 177V180L33 181V186H35L36 191H38L41 195H42V198L41 200L45 203V208L48 207L47 203L50 202L49 200L47 201V196H45V194H57L59 195L60 197H62L63 199L61 200L62 202V205H64L66 208H68L69 210V206L71 205V209L74 210V211H81L83 214H87V216L89 215V218L90 220H97L99 219L100 220V226L101 228L103 229V233H107L105 236V238H107V251L109 249L108 252L106 251V255L110 256L111 253H113L114 255H117V258H118V254H119V248L123 247V246H126L128 245H131L133 242H138L137 240H141L142 242L144 243H149L150 246L148 247L149 249V252L147 254V257H148V262H154V256H157L158 252L156 251L155 247H154V244H157V242L159 241V248H161V250H163L167 255H168V258L170 257V261H172V264H206L207 262L203 259L204 256L203 254L205 253H201L200 252V249H202L203 245H210L208 244L209 242H205L204 240L202 241L201 239H198L199 237H197V239L195 238H192V232L190 230V225L193 227H196L198 226L199 224L202 225L201 222H196L195 218H201L202 220H206L210 223H213V222H218L216 224H221L220 223V219H219V216H218V219L215 217L214 218V215L211 217V215H208L209 213H206V211L209 209V208H206L207 210H205V206H203V202H205L207 200V196L208 194L203 192L202 194L204 195V193L207 195L206 196V199H202L203 201H200L198 199V201L195 200V198L193 196H191L187 191L186 188L188 187H191L192 184L194 183V181H196V179L193 180H189L188 181V185L184 188V186L182 187V185L180 186L178 183L181 181L183 182L184 179H186L184 177L183 178H180L181 180H174L173 184H176L175 186H169L170 184H164L160 181H157L159 179H156V181H153V182H156L157 185H155V189L156 190H153V189H143V191L145 192L146 195H148V198L147 196H145L147 198V200H149L148 204L150 205V207H148L149 209L147 211H144L142 212L144 215H145V218L147 220H143V222H140V227H146L148 226L150 229H152V231H154V235H157L156 236V243H152L149 239L150 235L147 234V237H144L142 235H137L136 233H134V235H131L129 234V232H132V231H129L126 230L124 228V225L123 223L120 222V224L118 223V220L119 218H117V216L115 215V211H114V207L116 204L114 205H110V208L108 206V204L106 203L105 199H99L97 196L99 195V188L98 187H95L93 186L90 181L88 180H85L84 178L82 179H76L74 178ZM193 177V176H192ZM30 178V177H29ZM47 178V177H46ZM54 179H58L59 178V175L56 174L55 177H53ZM128 178V177H127ZM195 178V177H194ZM26 179V178H25ZM114 179V178H113ZM190 179V177H189ZM18 180V179H16ZM21 180V179H20ZM132 180V179H130ZM172 180H173V177H172ZM13 181V180H12ZM179 181V182H178ZM10 182V181H9ZM8 181H5L3 184H9ZM24 182V181H23ZM127 182V181H126ZM148 182V181H147ZM152 182V181H151ZM149 182V183H151ZM160 182V183H159ZM180 182V183H181ZM31 183V184H32ZM132 183V182H131ZM136 183V182H134ZM19 184V183H18ZM152 184V183H151ZM155 184V183H154ZM182 184V183H181ZM24 185V184H23ZM153 186V185H152ZM131 187V186H130ZM263 187V186H261ZM13 188V187H12ZM141 188V187H140ZM260 188V187H259ZM204 189V188H203ZM119 190V189H118ZM124 190L125 191H129V187L128 186H125L124 185ZM142 190V189H141ZM199 190V189H198ZM256 190V189H255ZM109 192V193H112V192ZM258 192V196H260L259 194L261 193L263 196H262V200L264 202V189H258L256 190ZM255 191V192H256ZM26 193H28V190L27 191H24ZM138 192V191H137ZM142 192V191H141ZM13 193H15V191H13ZM17 193V191H16ZM15 193V194H16ZM25 193V195H26ZM127 193V192H126ZM140 193V192H138ZM158 193H161V194H158ZM20 194V193H19ZM37 194V193H36ZM142 194V193H140ZM198 194V193H197ZM255 194V193H254ZM17 195V194H16ZM201 195V194H200ZM202 197L204 198L205 196ZM40 196V195H39ZM45 196V197H44ZM142 196V195H141ZM144 196V195H143ZM20 197V196H19ZM38 197V196H37ZM49 197V196H48ZM144 197V199H145ZM210 198H212L211 196H209ZM27 198V197H26ZM34 198V197H33ZM53 198V197H52ZM58 198V197H57ZM57 198H56V201H57ZM123 198V197H122ZM201 198V197H200ZM208 198V199H210ZM21 199V198H19ZM51 199V198H50ZM259 199V198H258ZM258 202H260V200ZM205 200V201H204ZM36 201V198L34 199H31V198H27V200H17L15 198V195L12 194V191H3L0 189V236H3V237H7V240H8V243L9 244H13L14 243V240L15 238L17 237H26L27 239H33V234L35 232H39L37 234L39 235H46L50 238V241L48 242L47 240H40V243L41 244H53L56 248H57V253L60 255V251L61 250H64V251H68L70 252L71 254H73V257H79L78 255V249L76 247H74L73 245L74 244H79V243H83L84 244V240L87 241V239H85L83 237V235L81 236L79 233L77 232H74V233H70L72 231L69 232V234H64L61 229L60 230H57L53 225L52 226H47V225H44L43 222H41L39 219H43L42 217L44 216H47L46 213L43 214V215H40L38 213L36 214L35 213V205H34V202ZM55 201V200H54ZM210 201H213L212 199H210ZM59 202V201H58ZM109 202V201H108ZM147 202V201H146ZM206 202H208V205H209V201L207 200ZM262 202V201H261ZM262 202V203H263ZM42 203V202H41ZM180 204V205H183L184 208H179L177 207L175 204ZM255 203V202H254ZM260 203V204H262ZM111 204V203H110ZM131 204V203H130ZM211 204V202H210ZM256 204V203H255ZM254 204V205H255ZM259 203H257L258 205ZM259 204V206H260ZM206 205V204H205ZM213 205V202L210 206ZM255 205V206H257ZM51 206V205H49ZM148 206V205H147ZM59 207V206H58ZM204 207V208H203ZM209 207V206H208ZM216 207V206H214ZM43 208V210L45 209ZM50 208V207H49ZM125 208V206H124ZM122 208V209H124ZM213 208V207H212ZM258 208H261V211H263L262 214L258 215L260 219V216L262 217L263 216V219H264V205L261 206V207H258ZM133 209V208H132ZM135 209V208H134ZM133 209V210H134ZM41 211V209H39ZM138 210V209H137ZM184 210H187V215H185V211ZM188 210L193 213V214H188ZM210 210V209H209ZM217 210V209H216ZM218 211V210H217ZM224 211V210H223ZM257 211V210H256ZM37 212V211H36ZM130 212V211H129ZM210 212V211H208ZM222 212V211H221ZM220 212V213H221ZM234 212V211H233ZM41 213V212H40ZM69 213V212H68ZM73 213V212H72ZM135 213H136V210H135ZM134 212H132L133 214V219L136 220V221H139L138 219H144V218H140V216L136 213L135 214ZM225 213V212H224ZM227 213V212H226ZM225 213V215H226ZM236 213V212H235ZM258 213V212H257ZM123 214V213H122ZM219 214V213H217ZM231 214V213H230ZM259 214V213H258ZM52 215V214H51ZM208 215V216H207ZM224 216V214H222ZM221 215V216H222ZM234 215V214H233ZM236 215V214H235ZM234 215V216H235ZM53 216V215H52ZM51 216V217H52ZM57 216V215H56ZM131 216V215H130ZM223 216H222V219H223ZM227 216V215H226ZM238 216V214H237ZM236 216V217H237ZM50 217V218H51ZM168 217H172L173 220L169 221V222H165L161 220V218H168ZM236 217L235 219H232V217H230L231 219L226 222V224L222 223L221 226L219 227H216L215 228V231L219 233V235L221 237H224L226 238L227 236H229L230 234V231H233V228L236 227V229H239V225H243V224H240L241 222L238 220H236ZM34 218V219H33ZM45 218V217H44ZM55 218V217H54ZM75 218V217H74ZM79 218V217H78ZM170 218V219H172ZM197 218V219H198ZM240 218V217H239ZM57 219V218H56ZM81 219V218H79ZM88 219V218H87ZM213 219V220H212ZM224 219H226L224 217ZM229 219V218H227ZM48 220V219H47ZM64 220V219H63ZM168 220V219H167ZM50 221V219H49ZM53 221V220H52ZM75 221V220H74ZM84 221V220H83ZM120 221V220H119ZM132 221V220H131ZM225 221V220H224ZM252 221V220H250ZM255 221V220H254ZM54 222V221H53ZM63 222V221H62ZM92 222V221H91ZM239 222V223H238ZM260 222V221H259ZM64 223V222H63ZM81 223V222H80ZM135 223V222H134ZM139 223V222H138ZM142 223V225H141ZM262 225L264 224V220L260 222ZM48 224V223H47ZM215 224V225H216ZM255 224V223H254ZM79 225V224H77ZM127 225V224H126ZM125 225V226H126ZM146 225V226H145ZM214 225V226H215ZM251 225V224H250ZM253 225V224H252ZM58 226V225H57ZM66 226V225H65ZM244 226H247V224H245ZM68 227V226H66ZM200 227V226H199ZM238 227V228H237ZM71 227H69L70 229ZM73 228V227H72ZM124 228V230L122 231L121 229ZM148 228V229H149ZM198 228V227H197ZM201 228V227H200ZM246 228V227H245ZM129 229V228H128ZM178 230V229H184L191 233H188L191 234V237H187L185 235H177L176 233L179 232L178 234H180V230H178L177 232H172V231H175ZM203 229V228H202ZM241 229V228H240ZM254 230H256L255 234H258V238H259V244H257L259 247H263L264 248V227L263 226H260V225H254L253 227ZM67 230V228H66ZM139 230V229H138ZM136 231V229H135ZM196 231V230H194ZM68 232V230H67ZM66 232V233H67ZM88 232V231H87ZM90 232V231H89ZM134 232V231H133ZM171 232L173 234H171ZM206 232V231H205ZM204 232V234H205ZM215 232V233H216ZM83 233H85L83 231ZM82 233V234H83ZM95 233V232H94ZM151 233V232H150ZM156 233V234H155ZM194 233V232H193ZM196 233V232H195ZM194 233V234H195ZM211 233V232H210ZM254 233V232H253ZM36 234V233H35ZM88 234V233H87ZM152 234V233H151ZM208 234V233H207ZM197 235V234H196ZM211 236V234H209ZM97 236V235H96ZM94 235V237H96ZM131 236L132 237V240H127L126 238ZM152 236V235H151ZM202 236H203V233H202ZM226 236V237H225ZM255 237L257 235H254ZM87 237V236H86ZM99 237H104V236H99ZM204 238L207 237L206 235L203 236ZM209 237V236H208ZM14 238V239H13ZM93 238V237H92ZM211 238V237H210ZM223 238V239H224ZM228 238V237H227ZM227 238L226 240H224L225 242L227 241ZM231 238V237H230ZM235 238V237H234ZM257 238V237H256ZM11 239V240H9ZM91 239V237L89 238ZM88 239V241H89ZM95 239V238H94ZM93 239V240H94ZM233 239V238H232ZM154 240H155V237H154ZM85 241V242H86ZM87 241V242H88ZM97 241V242H96ZM98 241H100V239H98V236L96 237V240L95 242L98 243ZM202 241L204 244L203 245H199L198 242L201 244ZM212 241L215 242V240H213V237H212ZM217 241V240H216ZM86 242V243H87ZM94 242V241H93ZM94 242V243H95ZM229 242V241H228ZM231 242V241H230ZM257 242V241H256ZM23 243V242H22ZM93 243V244H94ZM95 243V244H96ZM106 243V241H105ZM212 243V242H210ZM219 243V242H218ZM238 243V242H237ZM3 244V243H2ZM89 244V243H88ZM91 244V243H90ZM231 244V243H230ZM239 244V243H238ZM244 244V243H243ZM52 245V247H54ZM212 245V244H211ZM247 245V244H246ZM255 244V246H257ZM261 245V246H260ZM96 247V245H94ZM98 246V245H97ZM216 246H219V244ZM40 246H38L39 248ZM105 247V246H104ZM242 247V246H241ZM98 248V247H97ZM244 249V245L242 247ZM262 248V249H263ZM61 249V250H60ZM130 249V247H129ZM138 249V248H137ZM222 249V248H221ZM221 249H220V262L219 264H228L229 262H231L230 260H232L230 257V260L228 262V259L226 258L225 259V253L223 254V257H221V253L224 251L221 252ZM241 249V248H240ZM247 249V248H246ZM96 250V249H95ZM214 250V249H213ZM216 250V249H215ZM59 251V252H58ZM131 251V250H130ZM238 251V250H237ZM83 252V251H81ZM85 252V251H84ZM83 252V253H84ZM202 254L201 256H199L200 254ZM203 252V251H202ZM216 252V251H215ZM246 252V251H245ZM244 250H243V253L240 252L241 254L240 255H245L247 256V254H249V251L245 254ZM264 252V251H262ZM261 253V257H264V255ZM94 253L95 256L97 258H100L101 256H99V252L96 250ZM163 253V252H162ZM69 254V253H68ZM112 254V255H113ZM142 254V253H141ZM164 254V253H163ZM208 254V252H207ZM217 254V253H216ZM10 255V254H9ZM126 255V254H125ZM124 255V256H125ZM166 255V256H167ZM205 255V254H204ZM217 255V256H219ZM238 255V253H237ZM263 255V256H262ZM132 256V255H131ZM216 256V255H215ZM216 256V258H217ZM234 256V255H233ZM250 256V255H249ZM1 257V256H0ZM111 257V256H110ZM114 257V256H113ZM112 257V258H113ZM227 257H228V253H227ZM240 257V256H239ZM238 257V258H239ZM248 257V256H247ZM2 258V257H1ZM32 258V257H31ZM86 258V256H85ZM121 258V257H120ZM119 258V259H120ZM209 258V257H208ZM235 258V256H234ZM237 258V256H236ZM81 259V258H80ZM122 259V258H121ZM138 259V258H137ZM210 259V258H209ZM242 260V258H240ZM245 259V258H244ZM147 260V259H146ZM236 260V259H235ZM217 261V260H216ZM244 261V260H242ZM11 261H6V258L4 260H1L0 259V264H11L10 263ZM86 262V261H85ZM137 262V261H136ZM206 262V263H205ZM215 262V261H214ZM228 262V263H227ZM264 263V259L262 261ZM22 263V262H21ZM141 263V262H140ZM236 263V262H235ZM16 264V263H15ZM25 264V263H24ZM209 264V262H208ZM211 264V263H210ZM230 264V263H229ZM240 264V262H239ZM262 264V263H261Z\"/></svg>",
    "mask_w": 264,
    "mask_h": 264
}]
</instances>
